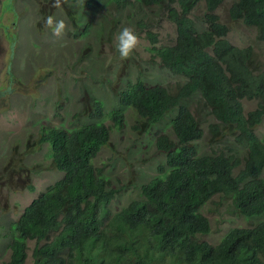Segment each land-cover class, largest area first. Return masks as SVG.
<instances>
[{"label":"trees","instance_id":"obj_1","mask_svg":"<svg viewBox=\"0 0 264 264\" xmlns=\"http://www.w3.org/2000/svg\"><path fill=\"white\" fill-rule=\"evenodd\" d=\"M196 1H178L182 16L169 9L177 23L174 45L151 48L161 60L158 68L183 80L177 91L148 83L138 72L134 82L117 92L121 108L105 113L102 103L94 98L91 106L88 103V108L85 105L73 115L70 126L41 125L38 145H49L51 167L63 175L32 200L9 227V264L24 263L28 241H34L33 264H264V219L251 227L232 228L214 245L197 240L210 232L202 209L216 195L229 199L239 217L252 220L264 216V135L255 133L264 120V75L258 72L259 61L251 50L225 54L217 48L213 34L202 33L204 36L196 39L184 17ZM103 2L118 11L137 12L164 5L166 0ZM78 3L80 10L101 6L100 0ZM69 6L71 10L64 6L65 12L75 24L80 11L76 4ZM232 15L257 27L264 40V0H240ZM213 28L223 31L219 25ZM88 31L87 26L83 32ZM147 37L154 45V35L147 33ZM219 43L229 46L222 40ZM210 47L213 55L208 52ZM5 93L9 90L0 91V96ZM196 94L204 117L208 114L216 120L208 126L216 137L209 152H204L199 142L204 121L189 109ZM245 99L258 103L246 114ZM174 107L178 108L175 117L155 140L156 151L165 155V167L159 166V174L140 187L141 199L114 208L117 213L112 215L111 205L119 199L122 187H113L104 168L114 165L98 168L93 164L109 138L103 119L122 129L126 124L124 109H128L135 118L130 128L141 137ZM81 115L94 122L75 125ZM226 136L245 148L243 156L226 144Z\"/></svg>","mask_w":264,"mask_h":264},{"label":"rangeland","instance_id":"obj_2","mask_svg":"<svg viewBox=\"0 0 264 264\" xmlns=\"http://www.w3.org/2000/svg\"><path fill=\"white\" fill-rule=\"evenodd\" d=\"M78 1L62 0V7L54 9L53 0H0V91L9 90L0 96V264H9L12 258L8 234L11 224L32 200L63 175L51 167L49 145H38L41 125L70 126L73 115L85 105L88 108V103L91 106L94 98L101 101L104 112L121 108L117 92L126 79L134 82L138 72L148 83L167 88L178 85V76L154 64L157 58L150 50L147 29L137 26L130 11H118L111 3L104 6L103 0L99 9L86 6L80 10ZM74 4L80 11L75 24L64 8L66 5L71 10L69 5ZM195 11V16L200 14V10ZM49 15L65 20L68 25L65 35H53L44 23ZM136 15L143 16L144 24L157 35L156 48L173 40L175 25L166 9L154 8ZM87 26L89 31L85 33ZM123 27L134 29L141 40L128 59H121L116 48V37ZM254 106L253 102L245 101L244 114ZM191 109L195 111L194 104ZM171 112L176 113V109ZM124 116L126 124L122 129L103 119L109 128V142L93 160L98 168L106 163L114 165L104 168L116 188L122 187L116 197L119 199L111 205L113 211L132 199H141L140 186L158 175L164 155L156 151L154 142L169 120L163 119L149 133L138 137L130 128L135 118L128 109H124ZM81 117L75 125L94 122L88 116ZM255 133L259 137L264 135V120ZM226 137V144L243 156L245 148L232 137ZM200 143L204 152L211 151L207 131ZM229 204V199L216 196L202 209L210 232L198 236V241L214 245L232 228L251 227L264 219L260 216L246 220L237 216ZM33 247L34 241H28L23 264H33Z\"/></svg>","mask_w":264,"mask_h":264},{"label":"clouds","instance_id":"obj_3","mask_svg":"<svg viewBox=\"0 0 264 264\" xmlns=\"http://www.w3.org/2000/svg\"><path fill=\"white\" fill-rule=\"evenodd\" d=\"M178 1L179 0H166L164 5H161V6H153L152 5L149 7H144L143 9L137 11V12H140V11L142 12L145 10L150 11V10H154V8L166 9L168 11L169 20L171 22H173L175 25V36H174L173 40L169 43V45H166V46H173L175 41H176V38H177V23L170 17L169 9L174 10L178 16H182V12H181V9L179 7ZM190 1L192 2L194 0H190ZM239 1L240 0H222L219 3H208L206 0H197L195 3H193L191 5V7L188 9V11L184 15V17L187 18L188 21L191 23V26L194 29V34L196 35V39H200L202 36H204L202 33L213 34L214 35V43L217 45V48L222 50L225 54H227L228 52L233 51V50H241L242 52L251 50V52H253L255 54L257 60L259 61V71L258 72L262 73L264 75V40L261 38V35H260L257 27L246 25L241 19H233L231 17V16H233L232 12H233L235 6L237 5V3H239ZM65 2H66V0H65ZM201 2H203L201 8L196 9V6ZM61 7H62V0H53L52 8L57 9V8H61ZM195 10H198V11L200 10V14L195 16L194 14H195V12H197ZM130 12H131L130 17L135 19L136 23L141 22V24H142L141 26H143L144 28L147 29V33L152 34L147 27L148 24H144L143 16L138 17L136 15L137 12H135L133 10H131ZM190 15H192V17L194 19L192 17H190ZM44 23L48 28H50L52 30L53 35H55L57 37L65 35L66 30L68 29V25L66 24L65 20H63V19L56 20L53 15L47 16ZM213 25H219L220 27L223 28V31H221V32L216 31L213 28ZM137 26H140V25L137 24ZM147 33H146V36H147ZM249 34H253L254 37H250ZM198 35H200V36H198ZM154 37L156 40L157 35H154ZM148 40H149V38H148ZM221 40L225 41L229 46H226L224 44L219 43ZM155 43H156V41H155ZM140 44H141L140 37L137 35V33L134 31V29H132L130 27H123L119 31V33L116 37V48H117V51H118L121 59L130 58L132 56V54L134 53V51H136L139 48ZM153 46L154 45H152V47ZM162 47H165V46H162ZM162 47L156 48L154 46V48H156V49H160ZM211 49H213V47L208 48V52L210 53V55H213V51ZM151 51H152V54L155 56V58H157V62H154V64L159 66L160 62H161L160 58L154 53L153 50H151ZM152 66H154V65H152ZM160 67H161V65H160ZM164 70L167 73H170L167 69H164ZM170 74H172V73H170ZM172 75H174V74H172ZM175 76H177V75H175ZM178 77H179V81L177 83L178 85H174V87L168 86V88H170L171 90H174V91H177L178 87L180 88L183 80L180 78V76H178ZM131 81L133 82V80H127L126 79L125 85L121 89H123L126 86V84L131 82ZM158 85H160V84H158ZM165 88H167V87H165ZM5 94H7V93H5ZM198 99H199V94H196L195 96L192 97V101L189 103V109L194 113V115L197 118L202 119V121H204V124H202L203 136H204V132L207 131L210 144H213V140L215 142L216 137L213 133L210 132V130L208 129V126L210 124L216 123V120L208 114H205V117H204L203 107L199 106V105L202 106V104ZM96 100H98V99H96ZM245 101L246 102H253L255 104L254 109L257 107V104H258L257 100H254V99L242 100L243 105H244ZM193 104L195 106V111H193L191 109ZM102 108H103V104H102ZM173 109H176V113H177L178 108L177 107L171 108V110H173ZM171 110L164 116L165 118L169 119L167 122V126H168L169 122L176 115V113L171 112ZM250 111H252V110H250ZM105 113H107V112H105ZM211 119H213L214 122H212ZM168 130H169V127H168ZM167 134L170 135V132L168 131ZM203 136L201 138L202 141H203ZM156 138H155V140H156ZM201 140L199 142H201ZM108 142H109V138H108ZM108 142H107V144H108ZM107 144L105 146H107ZM154 144H155V142H154ZM210 144H209V146H210ZM104 147H102V149ZM159 166L165 167V155H164V163L159 165ZM158 172H160V171L158 170ZM112 184H113V187L116 189V185L114 184L113 181H112ZM146 184H148V183H146ZM146 184H144V185H146ZM141 186H143V185H141ZM140 192H141V190H140ZM114 196H115V194H114ZM116 196H117V194H116ZM216 196L219 197V195H216ZM220 198H222V197H220ZM110 212L112 213V215L117 213L116 211H113L111 208H110ZM202 214H203V212H202Z\"/></svg>","mask_w":264,"mask_h":264}]
</instances>
